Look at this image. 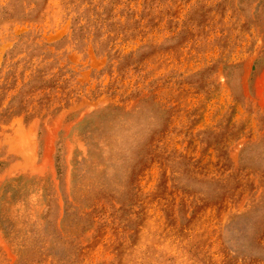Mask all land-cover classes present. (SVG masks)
Segmentation results:
<instances>
[{"label": "rangeland", "instance_id": "1", "mask_svg": "<svg viewBox=\"0 0 264 264\" xmlns=\"http://www.w3.org/2000/svg\"><path fill=\"white\" fill-rule=\"evenodd\" d=\"M0 264H264V0H0Z\"/></svg>", "mask_w": 264, "mask_h": 264}]
</instances>
